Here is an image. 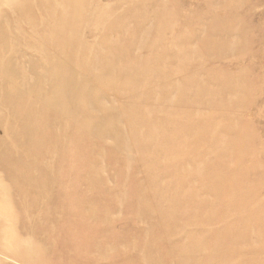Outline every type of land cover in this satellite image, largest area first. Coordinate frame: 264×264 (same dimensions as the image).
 Listing matches in <instances>:
<instances>
[{
    "label": "rangeland",
    "instance_id": "obj_1",
    "mask_svg": "<svg viewBox=\"0 0 264 264\" xmlns=\"http://www.w3.org/2000/svg\"><path fill=\"white\" fill-rule=\"evenodd\" d=\"M0 32V264H264V0H0Z\"/></svg>",
    "mask_w": 264,
    "mask_h": 264
},
{
    "label": "bare ground",
    "instance_id": "obj_2",
    "mask_svg": "<svg viewBox=\"0 0 264 264\" xmlns=\"http://www.w3.org/2000/svg\"><path fill=\"white\" fill-rule=\"evenodd\" d=\"M82 6V5H81ZM45 8V7H44ZM29 21V20H28ZM31 21V20H30ZM46 21H47V19H46ZM30 24V23H29ZM32 25V24H31ZM29 26V25H28ZM1 33V32H0ZM1 35V34H0ZM6 37V36H5ZM33 37V36H32ZM5 39V38H4ZM2 50V49H1ZM3 53L5 52V49L2 51ZM1 53V52H0ZM2 53V54H3ZM1 59V58H0ZM11 67V66H10ZM10 67H9V69H10ZM6 76V75H5ZM68 76V75H67ZM12 86H14V85H12ZM16 88V87H15ZM9 89V88H8ZM2 99V98H1ZM37 109V108H36ZM27 115V114H26ZM12 134V133H11Z\"/></svg>",
    "mask_w": 264,
    "mask_h": 264
}]
</instances>
